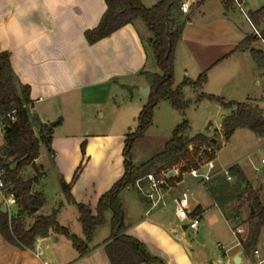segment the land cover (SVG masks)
I'll use <instances>...</instances> for the list:
<instances>
[{
  "label": "crops",
  "instance_id": "0c3cea01",
  "mask_svg": "<svg viewBox=\"0 0 264 264\" xmlns=\"http://www.w3.org/2000/svg\"><path fill=\"white\" fill-rule=\"evenodd\" d=\"M158 1L155 0V4ZM194 1L190 13L180 12L176 17L175 25L182 28V35L175 54L174 87L186 78L196 81L206 75L201 88L184 87L189 105L180 112L186 115L190 106L211 107L213 103L212 107L223 118L219 123L223 131L224 120L233 108L206 95L225 102H249L264 110V89L261 93L259 88L264 82V42L254 34L246 14L233 0ZM17 2L24 8L29 7L25 0ZM38 3V10L20 20L25 33L22 40L13 35L19 31L17 24H7L0 33V52H10L16 76L21 83L31 87L30 113L37 115L43 124L52 126V122H57L52 126L50 147L41 142L38 158L29 165L34 173L26 179L38 178L33 191L43 192L46 202L28 220L33 222L38 215L57 211V221L85 239L80 212L66 199L61 178L72 184V193L78 203L86 204L96 212L101 195L124 175L127 139L122 130L88 133L85 126L92 121V109L102 103L108 105L120 95H128L131 102L137 100L144 107L152 86L146 72L161 73V70L150 43L152 32L142 18L91 43L86 31L100 24L107 10L106 0H38ZM262 7L264 0H245L249 17ZM4 10L7 12L9 8ZM258 26L263 29L264 23ZM247 37L250 42L239 49ZM142 88L149 90L141 93ZM119 105H122L121 101ZM211 117L212 114L206 120ZM186 119L191 128L193 121ZM239 129L242 128L235 132ZM81 165L83 168L75 179ZM50 177L52 188L47 182ZM172 184L170 196L190 189V209L206 215L208 208L193 193L196 186L206 185L190 175H180ZM133 188L136 189L129 186L121 193L126 210V233L146 244L149 251L166 264H237L235 258L238 256L241 257L239 264H242L243 256L247 257L238 239L237 244L241 246L238 252L229 255L227 249L218 261L205 260L203 251H194V244L187 236L188 229L180 225L175 205L171 203L148 212L150 205L140 194L138 199L125 194ZM208 191L213 206L234 231L233 218ZM4 200L0 190V207L5 206ZM170 206H173L171 211L168 210ZM171 214L174 220H170ZM113 215L112 210L106 211V222L97 226L93 239L88 242L91 251L85 256L80 255L71 239L55 231L46 237H38L32 249L12 245L0 232V264H44L45 261L48 264H112L105 244L112 239ZM208 219L210 224L219 221L217 214ZM203 237L205 242L204 232ZM218 245L224 248L223 244ZM38 248L43 250L42 256L37 254Z\"/></svg>",
  "mask_w": 264,
  "mask_h": 264
},
{
  "label": "trees",
  "instance_id": "16d2710c",
  "mask_svg": "<svg viewBox=\"0 0 264 264\" xmlns=\"http://www.w3.org/2000/svg\"><path fill=\"white\" fill-rule=\"evenodd\" d=\"M180 2L181 0H159L153 7L148 8L142 0H106L107 10L100 24L86 31L89 42L94 43L135 19L142 18L152 32L150 43L161 73L146 72L152 82L151 92L148 102L139 115L136 131L127 135L124 148V175L101 195L96 212L90 206L78 203L72 193V184L61 178V187L66 199L74 203L80 212L85 239L62 226L57 221V211L49 215H38L32 223H27L28 218L45 205L46 196L43 192L33 191L34 182L38 178L25 179L21 176V171L34 164L39 156L41 142L50 147L53 127L43 124L37 115L30 113L28 105L32 102L31 87L19 81L12 67L10 52H0V115L3 117L4 136L0 171L3 172L5 181L14 186L18 199L15 213L11 214L7 209L0 207V232L9 243L21 249H32L38 237H46L51 231H55L71 239L80 255L85 256L91 251L88 242L93 239L97 226L106 222L105 213L107 210H112L114 213L112 239L105 244V250L112 264H166L160 257L153 255L146 244L126 233V210L121 193L127 187L134 186L139 178L150 172H158L177 165H181V171H185L192 165L196 166L197 161L190 165L183 161L199 155L210 139L202 133L190 138L185 135L190 128L189 121L185 119L174 129L172 137L160 152L142 164H136L133 160L132 149L137 141L144 138L152 124L156 105L162 100H168L174 108L184 111L189 105V101L185 99L184 87L201 88L206 82V75H201L196 81L186 78L180 85L174 87L175 54L182 35V28L175 25L176 17L181 12ZM250 17L256 25L264 23V7L250 13ZM262 32L264 35V28ZM250 40L247 37L238 48H244ZM206 97L218 99L212 95ZM218 100L225 107L233 108L232 113L223 123L226 139H229L238 128H248L264 136L263 109L249 102ZM9 113L15 114V121L8 116ZM35 123L40 127L39 132ZM10 158L16 162L14 167L8 160ZM81 169L82 165L78 168L75 179ZM231 171L234 177L245 182L246 188L250 189L249 199L256 209V214L251 215L249 220L250 236L247 239L241 238L245 254L248 255L259 243L264 226V204L258 192L252 188L243 169L235 164L231 166ZM212 195L216 199L213 193Z\"/></svg>",
  "mask_w": 264,
  "mask_h": 264
},
{
  "label": "rangeland",
  "instance_id": "374dc122",
  "mask_svg": "<svg viewBox=\"0 0 264 264\" xmlns=\"http://www.w3.org/2000/svg\"><path fill=\"white\" fill-rule=\"evenodd\" d=\"M142 2L148 8L153 7L155 4V0H142ZM248 28L249 26H247ZM259 88L262 89V93L264 82ZM140 91L143 93L142 90ZM141 97L143 98V96ZM131 100L128 95H120L116 100L108 102V105L102 103L99 106H94L92 109L93 116L90 119L92 121L89 124L87 123L85 130L91 134L122 130L127 135L131 131H136L139 125V115L143 106H141V102L137 100L131 102ZM213 100H216V102L219 101L217 99ZM120 101L122 105H119ZM212 105L211 107H205L201 104L198 106H190L186 111V115H184L174 108L168 100L161 101L155 107L153 122L144 138L137 141L132 149L134 162L142 163L160 152L166 142L172 137L174 129L188 118L190 121H193V125H191L189 131L185 132V135H188L190 138L196 134L203 133L209 135L208 137L210 139L204 145V150L199 155H194L193 159H185L183 162H187L190 165L194 161L202 158H214L218 169L238 164L250 180L252 188L258 192L264 204V161H262L264 159V136L258 135L248 128H242L236 131L232 137L226 139L224 129L222 131L219 128V123L223 121V118L216 112V108L212 107ZM104 113L105 115L103 116L102 114ZM210 114H212L211 119L206 120ZM35 127L37 128V132H39V125L35 123ZM213 138L217 140L214 141ZM2 143H4L3 132L0 131V145ZM1 154L2 150L0 147V156ZM8 160L12 162V166L14 167L16 162L12 158ZM177 166L180 167L181 165ZM29 167L27 166L21 171V173H24L23 176L25 179L34 173L32 172V168ZM47 182L52 188L51 177L47 179ZM208 189L216 196L217 202L225 213L235 221H233V224L236 225L234 230L242 229L241 232L235 234L232 226L222 217L217 207L213 206ZM249 190L246 188L245 182L240 181L237 177L228 180L222 174L207 183L206 186H196L194 188V196L208 208V212L206 215H203L201 222V228H203L206 240L204 243L198 242L196 240V234L190 229L187 230V236L194 244V251L200 250L204 252L205 260L218 261L220 257H223V253L227 249L229 255L238 252L241 249V246L237 244L238 241L241 238L247 239L250 236L251 224L249 220L251 215L256 214V209L254 208L255 213L252 214ZM125 194L135 199L139 197V192L135 188L125 192ZM188 199L190 202V194L188 195ZM2 207L7 209L4 205ZM172 209L173 206L168 208L170 211ZM16 211L17 207L12 206L10 213L12 214ZM212 214L218 215L219 221L217 223H209L208 218ZM169 218L170 220H174L172 214ZM31 221L28 220L27 223H32ZM218 243L223 244L224 248H221ZM255 249H260L264 255V226L262 227V236L260 235L259 243L253 247L248 255L246 254L251 262L255 259L253 255ZM243 257L244 261L242 264H252L245 255Z\"/></svg>",
  "mask_w": 264,
  "mask_h": 264
},
{
  "label": "built area",
  "instance_id": "2783aa9c",
  "mask_svg": "<svg viewBox=\"0 0 264 264\" xmlns=\"http://www.w3.org/2000/svg\"><path fill=\"white\" fill-rule=\"evenodd\" d=\"M194 2V0H181L180 11L183 14L190 13ZM233 2L242 13L246 14L254 30V34L259 40L264 42L262 29L254 23L246 12L245 0H233ZM8 116H10L13 121L16 120L14 113H9ZM2 120L3 117L0 115V131L3 130ZM186 174L198 179L199 183L203 185H206L221 174L228 180H232L234 178L231 166L218 169L214 158H202L197 160L196 166L192 165L185 171H181V166H174L172 168L162 169L158 172H150L139 178L134 186L138 190L139 194L149 203L150 210L148 212L152 211L154 208H164L173 203L181 225L184 226V224H187V229L193 230L197 235L199 231L202 230L201 222L203 219V212L190 209V202L188 199L190 189L183 190L175 196H170L169 194L173 185V180L180 175ZM0 190L4 195L5 207L10 212L11 207L17 205L18 199L14 186L5 181L2 171H0ZM241 231L242 229L234 230L235 234H238ZM37 254L42 256L43 250L38 248ZM253 255L255 259L252 264H264V255L260 249H255ZM44 264H48V262L45 261Z\"/></svg>",
  "mask_w": 264,
  "mask_h": 264
},
{
  "label": "clouds",
  "instance_id": "9594fccd",
  "mask_svg": "<svg viewBox=\"0 0 264 264\" xmlns=\"http://www.w3.org/2000/svg\"><path fill=\"white\" fill-rule=\"evenodd\" d=\"M25 3L29 7L24 8L17 0H0V33L3 32L7 24H17L19 31L14 32L13 35H16L19 40L24 38V26L20 24V20L27 18L30 13L39 8L38 0H25ZM5 7H8L9 11L5 12Z\"/></svg>",
  "mask_w": 264,
  "mask_h": 264
},
{
  "label": "water",
  "instance_id": "95a60500",
  "mask_svg": "<svg viewBox=\"0 0 264 264\" xmlns=\"http://www.w3.org/2000/svg\"><path fill=\"white\" fill-rule=\"evenodd\" d=\"M148 90H149L148 88H142V91H143L144 93H147ZM56 124H57L56 121L51 123L52 126H55ZM251 213H252V214L255 213V209H254L253 206L251 207ZM183 227H184V229L186 230L187 227H188V225H187V224H184ZM196 240L199 241V242H201V243L204 242V237H203V232H202V230H200L199 233L196 235ZM240 261H241V257L238 256V257L235 258V262H236L237 264H239Z\"/></svg>",
  "mask_w": 264,
  "mask_h": 264
}]
</instances>
